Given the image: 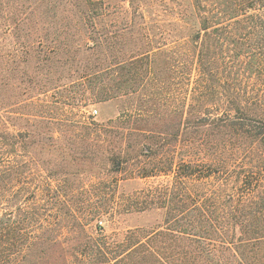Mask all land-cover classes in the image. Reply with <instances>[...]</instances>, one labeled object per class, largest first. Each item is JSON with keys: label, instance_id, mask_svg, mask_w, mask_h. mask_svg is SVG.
I'll list each match as a JSON object with an SVG mask.
<instances>
[{"label": "trees", "instance_id": "16d2710c", "mask_svg": "<svg viewBox=\"0 0 264 264\" xmlns=\"http://www.w3.org/2000/svg\"><path fill=\"white\" fill-rule=\"evenodd\" d=\"M45 3L53 7L47 0L25 9L18 0H0V33L26 31L16 44L23 63L35 66L22 74L53 69L67 39L62 54L79 63L83 83L96 85L97 103L136 97L138 105L107 126L83 116L75 122L82 135L68 139L69 150L77 148L71 173L64 163L37 159L36 133L12 131L14 118L0 114V264H264V0H194L192 46L183 55L189 61L178 71L166 59L158 66L169 55L151 49L147 36L136 55L120 60L114 52L122 49H112L118 42L94 35L89 14L100 5L92 0L83 3L86 16L67 24L20 15ZM14 11L20 14L2 15ZM70 26L79 36L60 32ZM171 74L183 76L176 83L181 92L192 86L175 104ZM131 119L134 127H126ZM92 145L115 171L135 163L138 178L166 181L81 213L67 196L85 188V164L97 167ZM103 186L112 191L119 181L91 185ZM151 211L162 212L163 222L149 231L92 229L114 212Z\"/></svg>", "mask_w": 264, "mask_h": 264}, {"label": "rangeland", "instance_id": "374dc122", "mask_svg": "<svg viewBox=\"0 0 264 264\" xmlns=\"http://www.w3.org/2000/svg\"><path fill=\"white\" fill-rule=\"evenodd\" d=\"M18 1L26 5L22 8L25 9L29 5H38L43 0H28L27 3L22 0ZM47 1L53 4L50 9L45 3L39 10L30 14L25 10H20L21 14L14 11L12 13L5 12L2 15H29L33 19L39 21L43 19L47 23H50L53 18H57L67 24L77 20L78 17L86 16V7L83 3L89 0ZM92 2L100 5L89 14L90 19L94 22V35L108 34L109 38L112 37V42H118L120 46L113 43L115 47L112 45V49L115 48L117 51L122 49L121 52H114V55H118L120 60L136 55L143 48V40L148 37L151 41V49L156 48V51H164L169 55V58L161 57L158 66L163 65L164 59H166L168 66L174 65L178 71V65L187 64L186 62L189 61L183 55L188 53L187 50L192 46L194 0H92ZM40 24L44 25V23ZM46 29L49 30H47L49 33L54 28L48 26ZM2 30L0 33V114L2 120L6 121L11 116L14 118V125H16L12 127V131L25 132L28 130L32 134L36 133L34 138L36 158L53 167L64 163L65 165L62 164L64 171L71 173L74 169L69 164L72 160L71 152H77V148L76 151H74L75 149L70 151L67 146L68 139L71 137L77 139L82 135V130L76 127L75 122L80 121L83 116L94 123L107 126L111 121H116L124 111H135L138 100L136 97H130L97 103L98 88L96 85L83 83L79 79L76 66L79 63L73 62L62 54V52L65 55L67 53V39L62 41L63 38L61 41L64 44H61L56 58L57 65L53 69L41 67V70L37 71L40 76L38 74L35 76L33 73L29 78H26L22 73L26 70L29 73L33 72L35 62L31 60L28 64L23 63L25 55H22V50L16 44V38L26 31L21 32L20 35H11L6 27ZM60 32L79 36L80 31L70 26L62 28ZM73 39L74 45H77L78 38ZM41 53L45 54L43 51ZM69 67H72L73 71ZM171 77L173 85L170 86L169 93L172 104H175L177 97L179 98L181 93L188 95L192 86L188 91L181 92V88L177 87L176 83L180 82L183 76L171 74ZM25 119L30 122L27 123ZM134 124V120L131 119L130 122L125 123V126L134 127ZM95 138L93 136L91 139ZM54 141H57L56 148L50 150L44 148L46 147L44 144ZM118 149L114 148V151ZM100 150L98 146L92 145L89 154L97 167L91 168L92 165L87 163L85 167L81 168L82 171L88 170L80 176L85 188L72 191L67 196L69 205L80 206L81 213L101 205L104 206V202L107 200L114 201V203L125 201V198L134 191L166 181L164 177L138 178L136 176L138 167L135 166V163L124 165L121 170L115 171L99 156ZM75 157L81 156L75 154ZM105 166L109 170L112 169L110 173L100 169ZM68 178L72 179L70 175ZM101 180H118L119 186H113L112 191L105 186L96 189L91 187ZM101 221L102 223L100 221L93 223L92 229L95 231L97 225L101 226L107 235L126 233L128 230L136 228H144L149 231L162 225L163 213L159 211L128 214L114 212L112 215L101 218ZM64 225L68 224L64 223Z\"/></svg>", "mask_w": 264, "mask_h": 264}]
</instances>
